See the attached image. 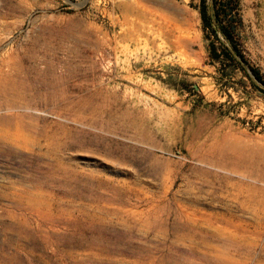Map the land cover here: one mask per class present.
<instances>
[{
	"label": "rangeland",
	"instance_id": "rangeland-1",
	"mask_svg": "<svg viewBox=\"0 0 264 264\" xmlns=\"http://www.w3.org/2000/svg\"><path fill=\"white\" fill-rule=\"evenodd\" d=\"M196 2L0 0V264H264V96Z\"/></svg>",
	"mask_w": 264,
	"mask_h": 264
},
{
	"label": "trees",
	"instance_id": "trees-1",
	"mask_svg": "<svg viewBox=\"0 0 264 264\" xmlns=\"http://www.w3.org/2000/svg\"><path fill=\"white\" fill-rule=\"evenodd\" d=\"M195 7L207 42L208 59L215 65L219 79L231 80L240 72L264 96V75L250 63L241 47V0H197Z\"/></svg>",
	"mask_w": 264,
	"mask_h": 264
}]
</instances>
